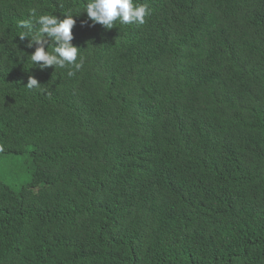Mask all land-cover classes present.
Returning a JSON list of instances; mask_svg holds the SVG:
<instances>
[{"label": "trees", "instance_id": "16d2710c", "mask_svg": "<svg viewBox=\"0 0 264 264\" xmlns=\"http://www.w3.org/2000/svg\"><path fill=\"white\" fill-rule=\"evenodd\" d=\"M87 2L0 0V163L27 160L0 264H264V0H134L111 29ZM33 8L74 15V76L33 67Z\"/></svg>", "mask_w": 264, "mask_h": 264}, {"label": "clouds", "instance_id": "9594fccd", "mask_svg": "<svg viewBox=\"0 0 264 264\" xmlns=\"http://www.w3.org/2000/svg\"><path fill=\"white\" fill-rule=\"evenodd\" d=\"M84 12L93 25L100 24L106 29L113 28L117 21L142 25L145 18L152 14L147 3L136 4L134 0H88ZM75 25L76 19L71 13L61 19L55 14H38L35 8L31 9L29 19L19 21L22 30L18 37L21 43L27 41L26 48L35 49L30 55L24 52L30 57L33 67L40 70L67 68L69 77L79 72L85 60L80 53L81 48L72 43ZM40 85L35 76L28 77V89L39 88Z\"/></svg>", "mask_w": 264, "mask_h": 264}, {"label": "rangeland", "instance_id": "374dc122", "mask_svg": "<svg viewBox=\"0 0 264 264\" xmlns=\"http://www.w3.org/2000/svg\"><path fill=\"white\" fill-rule=\"evenodd\" d=\"M27 172V160L24 158L7 159L0 163V175L6 183L21 185L25 182ZM14 178V180H9Z\"/></svg>", "mask_w": 264, "mask_h": 264}]
</instances>
